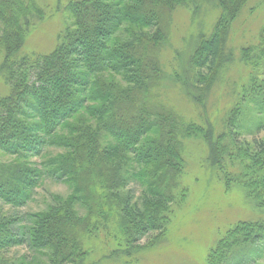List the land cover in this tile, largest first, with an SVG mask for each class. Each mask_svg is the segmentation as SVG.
<instances>
[{
    "label": "trees",
    "instance_id": "obj_1",
    "mask_svg": "<svg viewBox=\"0 0 264 264\" xmlns=\"http://www.w3.org/2000/svg\"><path fill=\"white\" fill-rule=\"evenodd\" d=\"M200 1L69 0L53 48L27 53L45 10L36 0H0V78L8 87L0 96V151L14 158L0 159V201L25 206L43 178L72 188L68 199L53 198L46 212L27 215L26 223L0 208V251L28 246L48 253L50 264H84L87 240L109 235L115 223L124 258L152 249L165 239L174 208L187 201L185 142L191 139L207 144L209 165L227 185L264 210V136L258 135L264 131V26L256 43L242 50L248 79L221 131L186 120L162 100L168 25L177 8L199 7ZM210 1L219 17L209 35L199 36L187 61L191 81H183L185 95L204 109L225 65L234 61L227 44L232 24L252 0ZM251 110L254 128L248 125ZM81 111L87 117L71 123ZM252 130L251 141L242 138ZM50 147L59 152L40 168L33 157ZM263 258L264 219L240 220L207 263ZM0 264L27 263L2 257Z\"/></svg>",
    "mask_w": 264,
    "mask_h": 264
},
{
    "label": "rangeland",
    "instance_id": "obj_2",
    "mask_svg": "<svg viewBox=\"0 0 264 264\" xmlns=\"http://www.w3.org/2000/svg\"><path fill=\"white\" fill-rule=\"evenodd\" d=\"M36 1L45 10L47 17L37 24L39 29H34L29 36L26 52L33 50L46 53L55 45L57 32L64 25L62 9L69 0ZM198 4L201 6L191 4L177 8L168 25L169 39L161 50L166 75L161 96L165 103L173 106L186 120L201 125L212 123L218 133L221 131V122L237 101L241 87L248 79L250 69L242 61L241 54L245 47L256 43L264 26V0H252L242 16L232 24L227 44L234 51V61L225 65L227 67L207 98L205 109L185 95L186 84L183 81H191L187 63L191 51L196 48L200 35L206 36L213 31L220 10L210 0H203ZM262 74L260 80L264 78L263 69ZM7 92L8 87L0 78V96ZM82 117H87L85 111L75 115L71 123ZM256 118V113L251 110L248 125L252 124V128ZM252 131L244 133L242 138L251 141L256 135ZM258 135L263 137L264 131ZM185 144L187 168L183 186L188 190V198L174 208L165 239L150 250L124 258L126 254L119 252V249H122L125 241L118 232L116 223L115 226L111 224L109 235L102 232L87 240L90 254L84 264H208V254L232 225L240 220L264 219V210L256 209L248 201L244 190L235 185H227L217 169L209 165V151L205 142L191 139L186 140ZM58 152V149L50 147L43 155L33 157V162L41 168L40 164L45 158ZM0 159L6 163L14 158L0 151ZM71 194L72 188L67 183L43 178L25 206L15 208L0 201V208L4 215H16L26 223L27 215L46 212L54 201L53 198L68 199ZM79 210L84 214L81 207ZM144 243L146 240L141 244ZM113 252L115 253L112 254ZM2 257L24 258L27 264H50L48 253L33 251L28 246L0 251V259ZM256 264H264V258Z\"/></svg>",
    "mask_w": 264,
    "mask_h": 264
}]
</instances>
